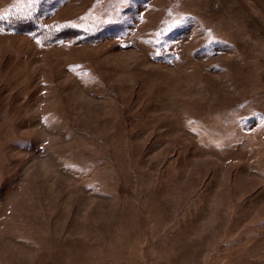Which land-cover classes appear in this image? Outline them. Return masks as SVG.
I'll use <instances>...</instances> for the list:
<instances>
[{
  "label": "rangeland",
  "instance_id": "374dc122",
  "mask_svg": "<svg viewBox=\"0 0 264 264\" xmlns=\"http://www.w3.org/2000/svg\"><path fill=\"white\" fill-rule=\"evenodd\" d=\"M120 32L0 27V264H264V0H146Z\"/></svg>",
  "mask_w": 264,
  "mask_h": 264
},
{
  "label": "trees",
  "instance_id": "16d2710c",
  "mask_svg": "<svg viewBox=\"0 0 264 264\" xmlns=\"http://www.w3.org/2000/svg\"><path fill=\"white\" fill-rule=\"evenodd\" d=\"M54 1L29 0L26 5L12 8L6 14L0 16L3 17L0 19V27L13 32L25 33L31 38L47 43L68 40L91 42L103 38L105 33L116 31H121L119 34L125 33L133 22V16L136 15L140 6L146 2V0H126L127 2L124 3L125 0H122L121 9L118 12H114L113 16L107 17L104 21L97 22L93 26L73 23L44 24L41 21L42 8L47 7ZM29 11L30 14H28Z\"/></svg>",
  "mask_w": 264,
  "mask_h": 264
},
{
  "label": "bare ground",
  "instance_id": "6f19581e",
  "mask_svg": "<svg viewBox=\"0 0 264 264\" xmlns=\"http://www.w3.org/2000/svg\"><path fill=\"white\" fill-rule=\"evenodd\" d=\"M247 22H248L247 17H246V18L242 17V18L238 19V22H237V23H238L240 26L243 27L244 25L247 24Z\"/></svg>",
  "mask_w": 264,
  "mask_h": 264
},
{
  "label": "snow or ice",
  "instance_id": "6c2138e0",
  "mask_svg": "<svg viewBox=\"0 0 264 264\" xmlns=\"http://www.w3.org/2000/svg\"><path fill=\"white\" fill-rule=\"evenodd\" d=\"M3 17H0V19H2Z\"/></svg>",
  "mask_w": 264,
  "mask_h": 264
}]
</instances>
